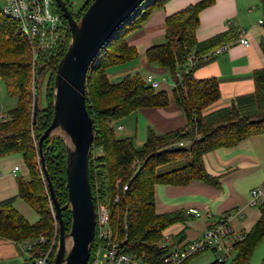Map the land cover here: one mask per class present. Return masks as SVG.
Segmentation results:
<instances>
[{
	"label": "trees",
	"instance_id": "obj_1",
	"mask_svg": "<svg viewBox=\"0 0 264 264\" xmlns=\"http://www.w3.org/2000/svg\"><path fill=\"white\" fill-rule=\"evenodd\" d=\"M164 1L144 0L121 23L92 60L85 85L86 108L93 126L89 182L94 206L97 202L107 204L112 229L121 236L126 231L122 249L145 264H163L161 257L168 251L158 244L163 231L193 216L182 209L156 212V185L183 186L191 181H202L218 187L219 177L207 172L203 156L264 133V67L251 73L254 82L251 93L236 96L229 105L208 112L220 97L219 80L215 77L199 79L193 75L205 61L188 72L183 70L189 53H206L237 36V29L231 27L208 39L197 40L199 13L215 1L198 0L167 15L162 43L151 46L145 53L149 64L165 69L171 76L174 86L170 96L183 111L186 124L165 133L148 126L140 145H135L134 137L115 135V123L137 109L163 107L169 103L168 92L150 87L138 72L126 74L115 82L106 73L108 66L137 57V49L128 44L127 36L139 29ZM91 2L87 0L79 12L73 13L77 20ZM52 4L62 19L61 28L53 40L42 44L35 41L33 45L23 35L18 22L0 9V81L7 93L16 97V106L0 115V157L19 153L28 170L27 179L17 180V196L0 200V239L21 243L42 235L46 241L34 249V255L44 254L52 242L49 264H52L58 234L37 143L53 116L54 76L70 40L66 20L55 2ZM177 70L181 72V85H177ZM44 72L48 73L49 83L42 107L38 85ZM179 142L183 145H178ZM41 148L57 200L63 206L67 202L65 143L59 134H52L43 140ZM15 197L23 199L38 214L35 223H29L14 208ZM257 208L258 219L248 231H241V239L235 242L227 264H248L254 248L264 239V202ZM62 216L68 231L69 209H64ZM93 248L94 242L89 264ZM224 263L214 259L210 264Z\"/></svg>",
	"mask_w": 264,
	"mask_h": 264
},
{
	"label": "crops",
	"instance_id": "obj_2",
	"mask_svg": "<svg viewBox=\"0 0 264 264\" xmlns=\"http://www.w3.org/2000/svg\"><path fill=\"white\" fill-rule=\"evenodd\" d=\"M66 1L73 13L79 12L87 2V0ZM197 1L165 0L162 6L152 11L139 29L127 36L128 44L137 49V57L106 68L110 80L134 72L140 73L143 78L148 73H152L161 80L159 88L169 94L168 105L142 107L130 114L134 120V138H140L143 132L146 133L148 126L159 133H165L186 124L183 111L170 96L173 84L170 85L166 81L167 71L149 64L145 53L151 46L162 43L164 20L167 15ZM252 1L255 2V9L249 7L245 9L241 0H215L199 13V25L195 32L199 41L231 27L237 29L236 38L224 43L228 45L226 50L211 56L193 71L196 78L215 77L219 80L220 97L207 109V112L229 105L236 96L251 93L254 89L251 73L264 67V4L262 0ZM242 33L250 41L248 47L238 41ZM141 70H144V74ZM116 129L123 130L124 126L115 124ZM203 160L207 172L219 177L218 187L202 181H191L183 186L157 184L155 187L156 212L186 210L189 207L202 212L201 217L192 216L185 222L175 223L164 230L177 245L195 239L208 227L206 212L219 217L225 213H232L237 206L243 207L242 215H235L231 221L236 232L248 231L259 217L258 208L250 207L248 200L250 190L264 183V133L243 139L234 146L209 151L203 156ZM14 166H18L15 173H13ZM19 178H28V170L22 155L12 153L0 157V200L17 196ZM13 206L29 223L38 220V214L23 199L15 197ZM26 260L27 256L21 250L20 243L0 239V264H26Z\"/></svg>",
	"mask_w": 264,
	"mask_h": 264
},
{
	"label": "water",
	"instance_id": "obj_3",
	"mask_svg": "<svg viewBox=\"0 0 264 264\" xmlns=\"http://www.w3.org/2000/svg\"><path fill=\"white\" fill-rule=\"evenodd\" d=\"M52 1L70 31L54 76L53 116L37 143L58 234L52 264H89L96 214L89 182L93 126L86 108V74L100 48L144 0H92L78 20L66 0ZM52 134H59L66 147L67 202L63 206L57 200L41 148ZM64 209L70 212L68 231Z\"/></svg>",
	"mask_w": 264,
	"mask_h": 264
},
{
	"label": "built area",
	"instance_id": "obj_4",
	"mask_svg": "<svg viewBox=\"0 0 264 264\" xmlns=\"http://www.w3.org/2000/svg\"><path fill=\"white\" fill-rule=\"evenodd\" d=\"M52 2V0H0V9L4 15L18 22L23 35L31 45L35 41L42 44L53 40L62 25V19L53 10ZM238 41L246 47L250 45V41L244 33L241 34ZM227 47L228 45L223 44L203 54L189 53L185 60L184 72H188L201 61H206L211 56L226 50ZM175 76L178 79L177 85H181V72L177 70ZM144 80L146 84L154 89L160 87L161 80L157 79L152 73H148ZM163 80L164 78H162ZM118 128L120 129L121 126ZM178 145H183V143L179 142ZM17 170L18 166H14L13 173ZM123 189H126L125 185ZM117 199L116 196L115 201ZM262 202H264V183L250 190L248 205L257 207ZM186 213L194 217L202 216V212L194 207L187 208ZM242 213L243 207L241 206L235 207L232 213H225L219 217H215L211 212H206L205 217L209 222L208 227L198 237L181 245L175 244L170 235H163L159 246L168 249V251L161 257L162 263L185 264L189 258L205 251L212 252L214 259L218 262H226L233 254L235 242L241 239V232L234 230L231 221L235 215H242ZM95 214L96 223L93 242L95 246L98 240V243H96L98 245L93 251L91 264H145L122 249L121 243L126 239L127 234L124 230V235L121 236L117 230L112 229L107 204L97 202ZM122 227L125 229L126 224L123 223ZM117 235L121 237L118 240L116 239ZM45 241L46 239L40 235L37 238L20 243L21 250L27 256L26 264H49L52 244L44 254L34 255V249ZM100 249L104 250L103 260L98 258Z\"/></svg>",
	"mask_w": 264,
	"mask_h": 264
},
{
	"label": "rangeland",
	"instance_id": "obj_5",
	"mask_svg": "<svg viewBox=\"0 0 264 264\" xmlns=\"http://www.w3.org/2000/svg\"><path fill=\"white\" fill-rule=\"evenodd\" d=\"M241 3L244 4L245 9H247V7H249L250 9L256 8L255 2H253L252 0H241ZM141 73L144 74V70H141ZM124 75H126V74H123L122 76L116 77V78L113 77V78H111V81H114V82L118 81ZM48 77H49L48 73L44 72L41 75L40 83L38 85L39 103L42 107L45 106V87L49 83ZM165 78H166L167 83H169L170 85L173 84V80L169 74H167L165 76ZM15 106H16V97L9 95L7 93V90L4 86V84L2 83V81H0V115L6 113L8 110L14 108ZM115 124H121L124 126L123 130H117V129L115 130L117 137L123 138V137H128V136L134 135L133 134L134 120H133L132 115H129V116L123 118L122 120L117 121ZM144 139H145V132H143V134L140 138L139 137L134 138L135 145L142 144ZM95 152L98 153V150H95ZM163 235H170V234L163 231L162 238H163ZM120 238L121 237L119 235H117L116 239L118 240ZM162 238L158 242V244H160V242L162 241ZM26 240H30V239H26ZM96 243H98V240ZM96 243H95V246L92 250V254H93L94 249L96 248V245H98ZM50 244H52V242ZM68 246H69V242H68ZM103 254H104V250L100 249V251L98 253L99 260H103ZM214 258H215L214 254L212 252L205 251V252L199 253L196 257L189 260L187 264H210L214 260ZM230 258L224 264H227L228 261L230 260ZM263 259H264V239L254 248V250H253V252L249 258L248 264H262ZM91 260H92V258H91ZM90 264H91V261H90Z\"/></svg>",
	"mask_w": 264,
	"mask_h": 264
}]
</instances>
